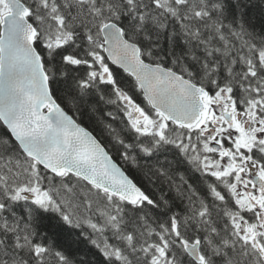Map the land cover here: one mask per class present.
Segmentation results:
<instances>
[{
    "label": "snow or ice",
    "instance_id": "1",
    "mask_svg": "<svg viewBox=\"0 0 264 264\" xmlns=\"http://www.w3.org/2000/svg\"><path fill=\"white\" fill-rule=\"evenodd\" d=\"M0 264H264V0H0Z\"/></svg>",
    "mask_w": 264,
    "mask_h": 264
}]
</instances>
